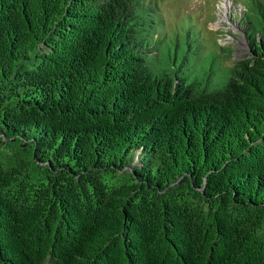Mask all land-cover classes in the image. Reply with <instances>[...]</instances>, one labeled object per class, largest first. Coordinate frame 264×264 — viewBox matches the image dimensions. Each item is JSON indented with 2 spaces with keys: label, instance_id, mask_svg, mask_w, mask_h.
Here are the masks:
<instances>
[{
  "label": "trees",
  "instance_id": "1",
  "mask_svg": "<svg viewBox=\"0 0 264 264\" xmlns=\"http://www.w3.org/2000/svg\"><path fill=\"white\" fill-rule=\"evenodd\" d=\"M244 1L228 63L161 0H0V264H264V0Z\"/></svg>",
  "mask_w": 264,
  "mask_h": 264
},
{
  "label": "rangeland",
  "instance_id": "2",
  "mask_svg": "<svg viewBox=\"0 0 264 264\" xmlns=\"http://www.w3.org/2000/svg\"><path fill=\"white\" fill-rule=\"evenodd\" d=\"M162 9L171 21L190 13L194 22L201 28V34L210 48H216V42L232 49L228 63L243 58L250 51L245 35V24L241 22L246 6L244 0H161ZM186 20V16L183 17ZM241 18V19H240ZM199 67L194 70L199 73Z\"/></svg>",
  "mask_w": 264,
  "mask_h": 264
}]
</instances>
